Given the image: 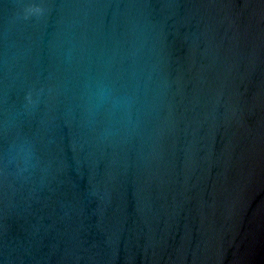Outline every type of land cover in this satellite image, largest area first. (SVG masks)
<instances>
[{"label": "water", "instance_id": "95a60500", "mask_svg": "<svg viewBox=\"0 0 264 264\" xmlns=\"http://www.w3.org/2000/svg\"><path fill=\"white\" fill-rule=\"evenodd\" d=\"M0 264H264V0H0Z\"/></svg>", "mask_w": 264, "mask_h": 264}]
</instances>
